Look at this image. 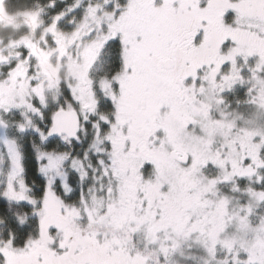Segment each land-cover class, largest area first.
<instances>
[{
	"label": "snow or ice",
	"instance_id": "snow-or-ice-1",
	"mask_svg": "<svg viewBox=\"0 0 264 264\" xmlns=\"http://www.w3.org/2000/svg\"><path fill=\"white\" fill-rule=\"evenodd\" d=\"M17 15L0 43V264H264V0Z\"/></svg>",
	"mask_w": 264,
	"mask_h": 264
},
{
	"label": "trees",
	"instance_id": "trees-1",
	"mask_svg": "<svg viewBox=\"0 0 264 264\" xmlns=\"http://www.w3.org/2000/svg\"><path fill=\"white\" fill-rule=\"evenodd\" d=\"M34 3V0H9L8 9L11 15H15L19 10H22L26 7H30ZM17 34V31L3 28L0 26V37L9 38Z\"/></svg>",
	"mask_w": 264,
	"mask_h": 264
},
{
	"label": "rangeland",
	"instance_id": "rangeland-1",
	"mask_svg": "<svg viewBox=\"0 0 264 264\" xmlns=\"http://www.w3.org/2000/svg\"><path fill=\"white\" fill-rule=\"evenodd\" d=\"M12 16V21H11V26L9 23H6V22H2L0 21V26H2L3 28H8V29H11V30H14V31H18L19 29L22 28L23 26V23H24V19L23 17L15 14V15H11ZM11 37L9 38H2L0 37V43L10 39Z\"/></svg>",
	"mask_w": 264,
	"mask_h": 264
}]
</instances>
